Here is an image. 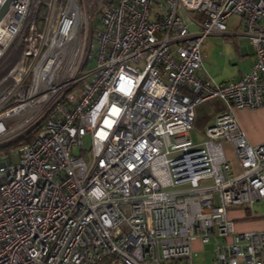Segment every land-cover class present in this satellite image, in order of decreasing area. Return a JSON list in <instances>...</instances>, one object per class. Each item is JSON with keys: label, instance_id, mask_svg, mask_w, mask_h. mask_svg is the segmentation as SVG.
<instances>
[{"label": "built area", "instance_id": "1", "mask_svg": "<svg viewBox=\"0 0 264 264\" xmlns=\"http://www.w3.org/2000/svg\"><path fill=\"white\" fill-rule=\"evenodd\" d=\"M233 15L254 59L212 83L201 45ZM0 59V143L38 125L0 155V264H196L194 240L210 264H264V229L228 216L264 199V141L233 114L264 105V0H11ZM209 99L224 109L193 142Z\"/></svg>", "mask_w": 264, "mask_h": 264}, {"label": "crops", "instance_id": "2", "mask_svg": "<svg viewBox=\"0 0 264 264\" xmlns=\"http://www.w3.org/2000/svg\"><path fill=\"white\" fill-rule=\"evenodd\" d=\"M230 18L224 32H212L204 38L201 45L202 62L196 74L212 83L236 80L250 70L254 59V49L244 33L241 19L237 16L235 21L230 23ZM223 109V103L216 99V113ZM233 114L251 144L264 141V105L254 109L236 108ZM224 147L228 159L237 169L231 145L225 143ZM228 216L234 221L237 231L264 229V199L255 201L250 212L243 206L233 207L228 211ZM199 244V240H194L192 247L197 248ZM211 258L212 253L209 264Z\"/></svg>", "mask_w": 264, "mask_h": 264}, {"label": "rangeland", "instance_id": "3", "mask_svg": "<svg viewBox=\"0 0 264 264\" xmlns=\"http://www.w3.org/2000/svg\"><path fill=\"white\" fill-rule=\"evenodd\" d=\"M237 16H232L230 18V23L234 22ZM19 58V54H16V56L14 57V62L16 60H18ZM2 59V58H1ZM0 59V113L2 112V110L4 108H6L7 106H9L10 104H12L10 101L4 103L3 100L1 99V95L3 93V91H5L7 89V87L10 85V82L8 80H3L2 78L5 77V75L7 74V71L9 69L8 67H3L5 64L4 62H1L2 60ZM5 59V58H4ZM9 59V58H7ZM5 62H8V60H4ZM92 64V62L89 64V66ZM3 65V66H1ZM92 66V65H91ZM216 113V99H209L206 100L202 103H199L198 105H196L195 107V120L192 126L191 131L189 132V138L193 141V142H197L199 140H201L202 138V132L203 129L205 128V125L211 121L213 115ZM23 118L20 117H16L13 118V121H20ZM20 131H13L9 134H6L1 140V142H7L10 139H13L15 137H17L20 133ZM84 146L85 148H89V139L88 137L84 138ZM12 151H14L15 153L12 154V160H17V153H16V148L13 149ZM11 153V152H10ZM9 153V154H10ZM73 153L74 154H78L79 153V147L75 146L73 148ZM194 242V241H193ZM215 247V242L213 240H210L209 242L206 243H201L198 245L197 248H193V258H194V262L196 264H209V258L211 257V253L212 250ZM205 259V260H204Z\"/></svg>", "mask_w": 264, "mask_h": 264}, {"label": "trees", "instance_id": "4", "mask_svg": "<svg viewBox=\"0 0 264 264\" xmlns=\"http://www.w3.org/2000/svg\"><path fill=\"white\" fill-rule=\"evenodd\" d=\"M37 126L30 127L24 132L20 133L17 137L10 139L7 142L0 143V155L1 154H9L13 149L19 147L21 144L32 139L35 131L37 130Z\"/></svg>", "mask_w": 264, "mask_h": 264}, {"label": "water", "instance_id": "5", "mask_svg": "<svg viewBox=\"0 0 264 264\" xmlns=\"http://www.w3.org/2000/svg\"><path fill=\"white\" fill-rule=\"evenodd\" d=\"M11 0H6L0 7V20L2 19L5 11L7 10Z\"/></svg>", "mask_w": 264, "mask_h": 264}]
</instances>
